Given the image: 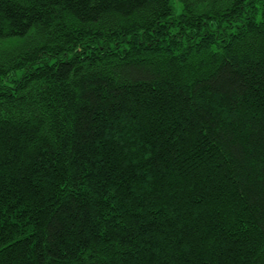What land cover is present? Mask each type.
Masks as SVG:
<instances>
[{
  "label": "trees",
  "instance_id": "16d2710c",
  "mask_svg": "<svg viewBox=\"0 0 264 264\" xmlns=\"http://www.w3.org/2000/svg\"><path fill=\"white\" fill-rule=\"evenodd\" d=\"M0 264H264V0H0Z\"/></svg>",
  "mask_w": 264,
  "mask_h": 264
},
{
  "label": "rangeland",
  "instance_id": "374dc122",
  "mask_svg": "<svg viewBox=\"0 0 264 264\" xmlns=\"http://www.w3.org/2000/svg\"><path fill=\"white\" fill-rule=\"evenodd\" d=\"M175 6H176V11L177 12H180V10H181V4L178 3V2H175Z\"/></svg>",
  "mask_w": 264,
  "mask_h": 264
}]
</instances>
